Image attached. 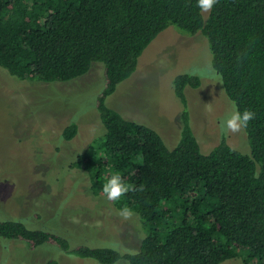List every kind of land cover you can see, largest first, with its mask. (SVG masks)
I'll return each instance as SVG.
<instances>
[{
  "label": "trees",
  "instance_id": "16d2710c",
  "mask_svg": "<svg viewBox=\"0 0 264 264\" xmlns=\"http://www.w3.org/2000/svg\"><path fill=\"white\" fill-rule=\"evenodd\" d=\"M196 5L197 0H0V65L21 78L52 83L104 64V86L94 104L106 131L75 165L91 171L97 193L117 172L135 189L115 201L137 212L147 229L139 251L125 256L130 264H221L234 257L264 264V0H218L206 19ZM169 25L207 37L228 98L241 112L256 113L244 129L250 154L225 136L209 153L201 151L185 93L187 86L200 85L198 75L175 78L183 110L173 148L158 131L107 103ZM77 131L71 122L63 136L72 139ZM0 237L70 249L62 235L15 219L0 220ZM74 253L102 264L121 258L111 247L78 246Z\"/></svg>",
  "mask_w": 264,
  "mask_h": 264
},
{
  "label": "rangeland",
  "instance_id": "374dc122",
  "mask_svg": "<svg viewBox=\"0 0 264 264\" xmlns=\"http://www.w3.org/2000/svg\"><path fill=\"white\" fill-rule=\"evenodd\" d=\"M208 16V13L206 14ZM201 78L187 86L191 127L203 153L222 138L250 154L245 130H221V121L235 103L225 92L212 63L208 39L169 25L139 57L137 70L107 97V103L125 118L158 131L173 148L181 135L183 104L174 88L176 76ZM104 86V64L97 62L85 75L70 81L46 83L19 77L0 65V220L15 219L31 229H44L68 239L70 249L53 244L33 247L28 242L0 237V264H102L74 253L78 246L111 247L130 264L147 229L135 211L130 219L122 209L93 188L91 171L75 165L106 131L94 101ZM78 124L72 139L63 131ZM103 185H100L102 188ZM221 264H250L234 257Z\"/></svg>",
  "mask_w": 264,
  "mask_h": 264
},
{
  "label": "clouds",
  "instance_id": "9594fccd",
  "mask_svg": "<svg viewBox=\"0 0 264 264\" xmlns=\"http://www.w3.org/2000/svg\"><path fill=\"white\" fill-rule=\"evenodd\" d=\"M218 3V0H197V7L200 9L202 18L206 19L205 14L211 13L214 6ZM256 113L250 109H245L242 112L235 106L233 110L229 112L226 117L220 122L221 130L225 133L236 134L246 129L248 124L254 120ZM132 189L120 175V173H114L105 183H103V194L108 201H119L125 194ZM140 190H143L141 186ZM118 215L125 220H128L133 215L131 209L124 207Z\"/></svg>",
  "mask_w": 264,
  "mask_h": 264
}]
</instances>
